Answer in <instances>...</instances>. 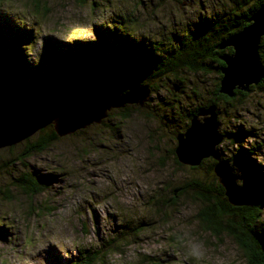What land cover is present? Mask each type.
Segmentation results:
<instances>
[{"label":"rangeland","instance_id":"1","mask_svg":"<svg viewBox=\"0 0 264 264\" xmlns=\"http://www.w3.org/2000/svg\"><path fill=\"white\" fill-rule=\"evenodd\" d=\"M258 1L12 0L27 7L23 13L0 11V20L33 32L28 66L36 60L55 67L48 41L60 48L78 41L102 43L106 35L115 45L130 36L129 50H134L126 49L117 65L101 69L99 79L109 88L121 73L144 63L143 52L164 55L163 49L173 50L177 36L202 21L226 18L237 3L248 11ZM206 66L215 69L212 63ZM174 72L158 78L146 73L150 100L143 107L126 106L127 119L118 114L125 108L112 110L101 124L58 137L28 160H21L26 145L53 127L40 123L16 129L0 123V264H69L87 250L101 252L95 264H247L231 237L214 236L198 220L202 205L186 185L194 177L204 179L207 165L180 167L173 155L189 113L213 96L217 74ZM8 74V61L0 58V116L8 98ZM174 83L178 92L170 89ZM218 121L220 131L229 134L221 144L224 156L235 157L243 138L241 147L253 152L250 163L239 164L237 157L238 162H230L262 181L264 90L222 103ZM25 173L44 180L46 190L25 193L16 183Z\"/></svg>","mask_w":264,"mask_h":264},{"label":"trees","instance_id":"2","mask_svg":"<svg viewBox=\"0 0 264 264\" xmlns=\"http://www.w3.org/2000/svg\"><path fill=\"white\" fill-rule=\"evenodd\" d=\"M242 5L237 3L234 8L236 11L231 10L226 18L202 21L198 28L188 31L183 36H177L173 50L163 49L164 55L152 57L143 52L144 63L133 71L121 73L116 84L109 88H104L99 79L101 69L104 64L113 67L118 64L119 56L123 55L126 49L129 50L130 44L133 46V39H130V36L127 37V41L123 38L122 44L116 42L115 45L108 41L106 35L101 37L102 43L78 41L60 48L52 47V43L48 41L47 45H49L55 67L49 68L36 60L28 66L26 57L32 48L31 43L36 40H33V32L13 29L9 21L0 20V58L7 59L9 69L8 98L0 116V123L8 128L16 129H30L40 123L53 127L54 114L77 104L82 99L96 98L114 89L125 92L134 84H147L144 78L146 73L150 77L158 78L167 73H175L176 69H185L193 73H216L219 81L209 102L189 113L186 118V127L189 126L190 119L209 104H216L219 115L222 103L230 105L238 99L244 100L254 90H264L263 37L259 49L263 69L261 82L251 86L249 92L236 90L234 97L231 98L219 93L221 69L224 66L221 57L231 55L233 49L228 47L218 50L217 46L246 27L248 19L264 5V0H259L248 11H243ZM133 50L134 48L129 51ZM209 63L214 64L215 69L207 68L206 65ZM24 77H28L33 85H27ZM126 110L127 108L118 112L122 120L128 118ZM111 115L112 113H109L108 118ZM224 136V141L229 138L228 133H224ZM58 139L53 129L47 134L39 135L36 140L26 145L21 153V160H28L32 155L44 152ZM243 140L242 138V141L239 140L241 143L237 144L239 148L235 157L239 159V162L235 157L226 158L220 145L218 150L222 157L231 162L249 164L253 152L250 148L241 147ZM173 155L175 156L174 150ZM174 159L178 166L183 167L176 157ZM214 164V160L207 159L198 167H190L191 170H197L204 165L208 167L204 179L194 177L186 185L188 191L193 194L194 201L202 205L197 216L198 220L202 227L214 236L225 233L231 237L245 254L247 264H264V222L262 220L264 179L257 182L253 173L249 174L248 177L255 192V201L249 207H235L229 204L225 190L213 172ZM231 164L236 172H243L239 170L242 166L237 169L233 163ZM16 183L22 186L25 193L33 196L44 192L47 185L34 173L21 174L16 178ZM255 184H258L257 189L254 188ZM100 253L99 250H87L78 260L69 264H95Z\"/></svg>","mask_w":264,"mask_h":264},{"label":"water","instance_id":"3","mask_svg":"<svg viewBox=\"0 0 264 264\" xmlns=\"http://www.w3.org/2000/svg\"><path fill=\"white\" fill-rule=\"evenodd\" d=\"M247 22L246 27L217 46L218 50L233 49L231 55L221 57L224 66L219 93L229 98L234 97L236 90L249 92L251 86L262 80L259 49L264 37V5ZM170 89L178 92L179 85L174 83ZM150 95L149 84L137 83L125 92L114 89L96 98L82 99L54 114L53 130L58 137L72 135L93 124H101L112 110L128 105L143 107ZM224 139L219 128L217 106L209 104L190 119L184 132L176 136L175 156L179 163L190 167H198L207 159L214 160L213 172L224 188L229 204L249 207L255 201L251 180L246 174L236 172L231 162L220 154L218 147Z\"/></svg>","mask_w":264,"mask_h":264},{"label":"clouds","instance_id":"4","mask_svg":"<svg viewBox=\"0 0 264 264\" xmlns=\"http://www.w3.org/2000/svg\"><path fill=\"white\" fill-rule=\"evenodd\" d=\"M25 6L14 4L12 0H0V11H7L10 13H23Z\"/></svg>","mask_w":264,"mask_h":264},{"label":"bare ground","instance_id":"5","mask_svg":"<svg viewBox=\"0 0 264 264\" xmlns=\"http://www.w3.org/2000/svg\"><path fill=\"white\" fill-rule=\"evenodd\" d=\"M150 100V99H149Z\"/></svg>","mask_w":264,"mask_h":264}]
</instances>
